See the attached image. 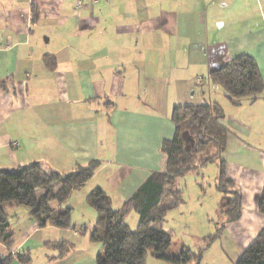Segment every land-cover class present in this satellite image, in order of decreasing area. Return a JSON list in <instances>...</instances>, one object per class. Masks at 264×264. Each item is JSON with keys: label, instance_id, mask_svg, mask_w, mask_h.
<instances>
[{"label": "crops", "instance_id": "1", "mask_svg": "<svg viewBox=\"0 0 264 264\" xmlns=\"http://www.w3.org/2000/svg\"><path fill=\"white\" fill-rule=\"evenodd\" d=\"M240 55L264 81V0H0V170L38 163L65 174L98 162L84 187L120 210L165 170L173 107L217 103L227 129L220 159L241 195L239 219L222 226L235 263L264 228V90L232 105L208 74ZM27 210L4 206L14 240L0 255L95 264L79 248L92 243L83 223L39 228ZM65 242L70 253L57 257L52 245Z\"/></svg>", "mask_w": 264, "mask_h": 264}, {"label": "trees", "instance_id": "2", "mask_svg": "<svg viewBox=\"0 0 264 264\" xmlns=\"http://www.w3.org/2000/svg\"><path fill=\"white\" fill-rule=\"evenodd\" d=\"M47 60V66H52ZM54 64V63H53ZM209 81L219 86L232 105L241 100L256 98L264 90L255 60L240 55L209 72ZM225 113L217 103L201 105H177L171 113L174 135L162 143L161 151L166 156L163 172L152 173L126 201L120 210L110 207L108 199L100 188H94L86 202L96 212V220L89 240L101 243L102 249L95 257V264H146L148 254L169 264H198L199 256L182 249L172 254V234L163 229L166 213L182 203V196L172 192L176 182L190 173H199L207 165L218 166L216 189L223 194L219 203V216L225 224L237 221L241 215V195L234 182L226 175L224 162L220 159L225 150L227 129L223 123ZM98 162L78 166L69 173L45 170L40 164L19 166L13 170H0V243L10 249L14 233L4 206L15 204L29 210L31 218L39 228L51 225L57 228H71V208L61 205L69 195L79 190L92 177ZM168 196L171 198L168 199ZM53 204L60 207L52 209ZM258 209L264 214V188L258 200ZM135 212L138 222L134 230L125 223L128 213ZM86 227L80 232L85 235ZM220 231V232H221ZM59 250L57 257L70 253L71 243H55ZM21 264L30 261L29 254L0 255V264ZM234 264H264V228L244 250Z\"/></svg>", "mask_w": 264, "mask_h": 264}, {"label": "rangeland", "instance_id": "3", "mask_svg": "<svg viewBox=\"0 0 264 264\" xmlns=\"http://www.w3.org/2000/svg\"><path fill=\"white\" fill-rule=\"evenodd\" d=\"M216 166V164H209L202 170L203 175L196 176V172L190 173L176 182V187H172L171 190L172 192L174 190L178 196L179 194L175 189H181L182 203L176 209L166 213L162 225L165 231L172 234L171 253L177 255L182 249L189 250L200 257L198 264H234L237 253L236 250L235 252L234 250H227V235L222 234L220 230L224 218L219 216L218 210V204L221 200L216 196L219 192L215 186L216 182H214L217 175ZM87 193H90L87 192V188L80 189V193L79 191L76 192L68 205H72L75 209L71 216L72 223L75 222L79 225L83 223L84 227L87 228L86 238L88 239L94 227L96 212L86 202ZM220 194L223 196L222 193ZM170 199L168 196L167 200ZM61 207L65 208V202ZM22 209L27 210L25 207ZM137 221V213L131 212L125 223L129 225L131 230H134ZM92 224L93 226H91ZM90 229L92 230L89 233ZM79 248L88 259L94 261L96 255L101 251L102 245L92 242L88 246L80 244ZM42 256L43 253L37 252L33 257L35 261H40ZM72 259L74 260V257L69 255L63 262L70 264ZM63 262L59 264H63ZM146 264L169 263L155 259L151 254H148ZM190 264H194V262Z\"/></svg>", "mask_w": 264, "mask_h": 264}, {"label": "built area", "instance_id": "4", "mask_svg": "<svg viewBox=\"0 0 264 264\" xmlns=\"http://www.w3.org/2000/svg\"><path fill=\"white\" fill-rule=\"evenodd\" d=\"M80 2H78V4H79Z\"/></svg>", "mask_w": 264, "mask_h": 264}]
</instances>
